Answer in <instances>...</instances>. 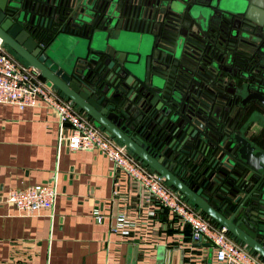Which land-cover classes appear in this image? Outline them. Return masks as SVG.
Wrapping results in <instances>:
<instances>
[{
	"label": "water",
	"instance_id": "95a60500",
	"mask_svg": "<svg viewBox=\"0 0 264 264\" xmlns=\"http://www.w3.org/2000/svg\"><path fill=\"white\" fill-rule=\"evenodd\" d=\"M262 28L264 0H0L4 47L264 262V151L237 129Z\"/></svg>",
	"mask_w": 264,
	"mask_h": 264
},
{
	"label": "crops",
	"instance_id": "0c3cea01",
	"mask_svg": "<svg viewBox=\"0 0 264 264\" xmlns=\"http://www.w3.org/2000/svg\"><path fill=\"white\" fill-rule=\"evenodd\" d=\"M252 123L246 138L264 151V121ZM58 135L57 120L44 106L0 104V199L58 173L53 222L48 212L27 215L0 202V264H215L212 248L190 245L166 211L150 212L125 192L114 199L112 163L98 152L58 151ZM96 207L104 215L100 225L91 216ZM126 209L133 234L112 233Z\"/></svg>",
	"mask_w": 264,
	"mask_h": 264
},
{
	"label": "built area",
	"instance_id": "2783aa9c",
	"mask_svg": "<svg viewBox=\"0 0 264 264\" xmlns=\"http://www.w3.org/2000/svg\"><path fill=\"white\" fill-rule=\"evenodd\" d=\"M0 104L13 105L20 110L37 106L47 108L59 125L58 151L65 146L73 152L93 151L103 155L113 166L114 199L125 192L136 196L140 204L150 212L156 209L166 211L173 218L179 232L187 236L186 240L190 245L207 244L212 248L215 264H264L256 254L234 240L224 228L214 225L193 208L155 172L132 157L124 146L106 137L65 97L47 86L36 70L14 60L1 41ZM57 196L56 172L52 180L45 184L11 189L0 202L27 215L48 212L53 222ZM126 207L130 208L129 201ZM91 216L97 225L104 221L99 207L93 210ZM140 220L142 217L136 222ZM132 221L130 212L127 209L122 211L117 215L116 225L111 232L125 236L133 234L129 232ZM140 224L145 228L149 226L147 222ZM132 227L136 228V225Z\"/></svg>",
	"mask_w": 264,
	"mask_h": 264
},
{
	"label": "flooded vegetation",
	"instance_id": "af4514ba",
	"mask_svg": "<svg viewBox=\"0 0 264 264\" xmlns=\"http://www.w3.org/2000/svg\"><path fill=\"white\" fill-rule=\"evenodd\" d=\"M245 26L243 24H239L238 28L239 29H243ZM254 35H256V41L258 43L257 45V50L264 53V29L262 28V30H259L258 33H254ZM256 69V68H254ZM253 69V70H254ZM258 71V70H257ZM261 72L263 73L264 71L261 70ZM259 120V121H264V109L260 106H256V105H251L248 109L247 112L243 113L242 118L240 119V121L238 122V126L237 129L239 130V132L242 134V136L249 141V139L246 138V133L250 132L252 130V122L250 120ZM263 132V130H262ZM261 132V133H262ZM250 142V141H249ZM252 143V142H250ZM253 144V143H252ZM254 146H256L255 144H253ZM257 147V146H256ZM259 150H261L259 147H257Z\"/></svg>",
	"mask_w": 264,
	"mask_h": 264
}]
</instances>
